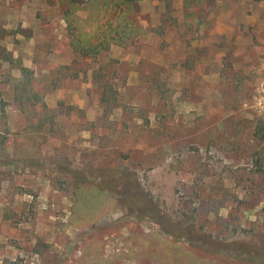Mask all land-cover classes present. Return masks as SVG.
Returning <instances> with one entry per match:
<instances>
[{
	"label": "rangeland",
	"instance_id": "obj_1",
	"mask_svg": "<svg viewBox=\"0 0 264 264\" xmlns=\"http://www.w3.org/2000/svg\"><path fill=\"white\" fill-rule=\"evenodd\" d=\"M72 1L0 0V264H264V0Z\"/></svg>",
	"mask_w": 264,
	"mask_h": 264
},
{
	"label": "trees",
	"instance_id": "obj_2",
	"mask_svg": "<svg viewBox=\"0 0 264 264\" xmlns=\"http://www.w3.org/2000/svg\"><path fill=\"white\" fill-rule=\"evenodd\" d=\"M137 1L141 0H110L104 4L102 3L104 7L100 8L98 5L100 2L99 0H91L89 11L93 13V16L89 17V26L91 31H93V28L97 25L95 39L92 38L91 35H88L84 37V39L88 42L83 43L81 42L82 39L80 40L79 38H75V44H83L85 54L96 57L101 51H108L113 44H125L129 40L139 37L141 30L137 29L135 22L130 18V14L134 12V3H137ZM71 3L77 5L75 0ZM122 5H125L126 10L122 9ZM117 9L120 11L116 17V23H114L107 15L115 13ZM68 16L66 18L68 26L71 32H74L77 30L76 18L70 15ZM75 49H78L77 45H75ZM129 178V174L124 172H112L109 176L110 183L114 188L117 186L123 187V194L125 195L126 202L129 201L131 207L136 205V208L149 210L151 214H155L156 209L152 205V199L142 188L138 179L133 178L130 180ZM156 213L157 216H160L158 212ZM160 218L161 220H165L163 217ZM162 223L164 225H172L166 221H163ZM209 242L210 246H214V244H216V242L211 239H209ZM240 244L241 243L235 242L230 246L239 247L241 246Z\"/></svg>",
	"mask_w": 264,
	"mask_h": 264
},
{
	"label": "crops",
	"instance_id": "obj_3",
	"mask_svg": "<svg viewBox=\"0 0 264 264\" xmlns=\"http://www.w3.org/2000/svg\"><path fill=\"white\" fill-rule=\"evenodd\" d=\"M80 18H81V23L86 22V24L88 25V21H86L87 18H84L82 16H80ZM84 31H85L84 35L89 34V30H84Z\"/></svg>",
	"mask_w": 264,
	"mask_h": 264
}]
</instances>
